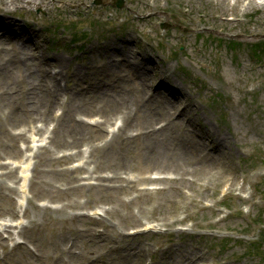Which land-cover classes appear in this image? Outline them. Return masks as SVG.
I'll return each instance as SVG.
<instances>
[{"label": "rangeland", "instance_id": "rangeland-1", "mask_svg": "<svg viewBox=\"0 0 264 264\" xmlns=\"http://www.w3.org/2000/svg\"><path fill=\"white\" fill-rule=\"evenodd\" d=\"M93 1L0 0V264H264V0Z\"/></svg>", "mask_w": 264, "mask_h": 264}, {"label": "bare ground", "instance_id": "bare-ground-1", "mask_svg": "<svg viewBox=\"0 0 264 264\" xmlns=\"http://www.w3.org/2000/svg\"><path fill=\"white\" fill-rule=\"evenodd\" d=\"M223 2H226L227 0H222ZM250 1H253V0H250ZM9 24V23H8ZM4 27V29H5V33L8 35L9 33H10V30H7L6 29V26L4 25L3 26ZM4 35V34H3ZM15 38V37H14ZM120 55V57H121V59L122 60H125L126 62H128V65H127V70L129 71V72H131L132 73V75L135 77V76H140L141 74H143L142 76H144L145 75V73H146V71H147V68H146V66H142L141 65V63H133V64H131L129 61H131V59H130V57L131 56H129V57H127V58H124L122 55L123 54H119ZM144 72V73H143ZM136 79H139V78H136ZM52 81V80H51ZM136 81V80H135ZM112 82V81H111ZM97 83V81H94L93 83H92V85L93 84H96ZM40 84H41V86H47V82L45 81V82H40ZM58 84V83H57ZM55 85H56V82H55V80H53V82H52V86H54L55 87ZM91 85V86H92ZM109 86H111V84L109 85ZM109 86H105V89L103 90V91H100V89H99V87H98V85H96V86H94L93 87V89L92 90H94V89H96L95 90V92L97 93V92H99V93H101L102 94V92H107L108 91V87ZM160 87V86H159ZM45 88V87H44ZM102 90V89H101ZM224 137V136H223ZM3 138L5 139V140H10V141H12L13 143L14 142H16V141H18L20 138L22 139V140H24V136L22 135V134H15V133H7V134H4L3 135ZM228 140L225 138V142H227ZM170 148H171V146H169V148H160V146L157 148V149H155V150H151V149H147V151H145V152H143L142 153V157H143V160H146V161H152V162H154V157H158V156H155V154H158V153H160L161 155L163 154V161L166 159L167 161H169V162H175V158L173 159V157H170L169 156V150H170ZM17 152L18 153H16V155L18 154V155H21V153H22V151L20 152V150L17 148ZM159 158V157H158ZM177 158H179V157H177ZM142 160V159H141ZM142 160V161H143ZM143 164H145V165H147L146 164V162L145 161H143ZM27 166H23V169H22V171H21V174H20V176L18 177V179L19 180H21L22 182L20 183V186L19 187H17V192H18V194H20V195H23V194H25L26 193V177L28 176V173H27ZM1 175H5V176H8V175H12L13 177H14V179H16V177H17V175H16V172H15V170L13 169V168H8L7 167V169L6 170H4L3 172H1ZM87 183H92V182H87ZM96 186H98V187H100V188H103L104 186H102V184H100V183H96ZM77 187H80V185H78ZM89 187H91V185H89ZM10 199V198H9ZM1 210H5L3 207L1 208ZM8 211L9 212H12V214H14L15 215V210L13 209V208H8ZM25 212V211H24ZM93 213H99V211H93ZM11 229V225H4V231L5 232H7V233H10V230Z\"/></svg>", "mask_w": 264, "mask_h": 264}, {"label": "water", "instance_id": "water-1", "mask_svg": "<svg viewBox=\"0 0 264 264\" xmlns=\"http://www.w3.org/2000/svg\"><path fill=\"white\" fill-rule=\"evenodd\" d=\"M100 0L97 1V3L99 2ZM123 0H117V6L118 7H121L123 5Z\"/></svg>", "mask_w": 264, "mask_h": 264}]
</instances>
